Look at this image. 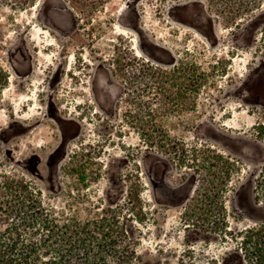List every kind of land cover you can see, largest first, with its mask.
<instances>
[{"label": "rangeland", "instance_id": "1", "mask_svg": "<svg viewBox=\"0 0 264 264\" xmlns=\"http://www.w3.org/2000/svg\"><path fill=\"white\" fill-rule=\"evenodd\" d=\"M102 216L133 264H262L264 0H0V252Z\"/></svg>", "mask_w": 264, "mask_h": 264}, {"label": "trees", "instance_id": "2", "mask_svg": "<svg viewBox=\"0 0 264 264\" xmlns=\"http://www.w3.org/2000/svg\"><path fill=\"white\" fill-rule=\"evenodd\" d=\"M112 220L102 216L86 225L61 226L59 234L54 235L55 240L60 237V244L50 240L46 246L50 254L45 261L38 256L36 244L20 245L16 252L18 243H9L5 249L2 246L0 264H133L128 243L114 232Z\"/></svg>", "mask_w": 264, "mask_h": 264}, {"label": "flooded vegetation", "instance_id": "3", "mask_svg": "<svg viewBox=\"0 0 264 264\" xmlns=\"http://www.w3.org/2000/svg\"><path fill=\"white\" fill-rule=\"evenodd\" d=\"M125 11V9H122L121 10V13H120V17L122 16V15H125L123 12ZM122 18V17H121ZM121 18L118 20V26L121 28V29H123V30H125V31H129V32H133L134 34H135V30L134 29H129L128 27H124V26H122L123 24H122V22H121ZM215 30V29H214ZM139 37V36H138ZM158 45V44H157ZM60 74V73H59ZM16 123L17 124H20V121H16ZM64 147V146H63Z\"/></svg>", "mask_w": 264, "mask_h": 264}]
</instances>
